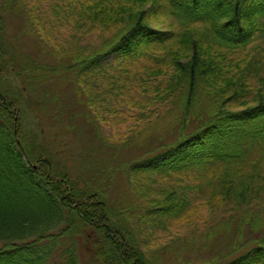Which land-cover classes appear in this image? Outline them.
Masks as SVG:
<instances>
[{
	"label": "trees",
	"instance_id": "1",
	"mask_svg": "<svg viewBox=\"0 0 264 264\" xmlns=\"http://www.w3.org/2000/svg\"><path fill=\"white\" fill-rule=\"evenodd\" d=\"M134 1L138 2L130 0L127 9L118 7L107 15L114 19H106V3L90 17L81 9L75 26L77 40L63 51L71 56L64 72L75 75L91 116L84 115L89 122L80 120L82 129L69 125L63 131L71 141L75 135L86 139L83 144L91 142L87 153L77 158L78 170L90 177L84 181L76 180L66 167L58 170L46 149L33 153L29 147L31 131L23 129L20 122L25 115L23 94L29 96L31 90L35 93V87L48 80V75L36 74L47 69L29 56L22 63L23 56L20 62L13 45L15 39L9 41L5 36L9 12L18 11L27 24H31L30 17L22 8L17 10V3L0 8V264H173L159 261L160 256L150 250L160 238L159 232L183 244L194 241L198 230H204L202 239L209 240L232 226L230 220L235 217L236 236L242 227L256 225L260 237L250 233L242 243H232L226 255H210L207 261L192 258L174 264H264V223L257 218V225L255 220V214L264 213V94L249 101L245 95L250 80L260 76L259 66L252 67L248 61L243 67L226 65L229 49L242 50L256 42L264 45V0H151L146 9L147 1ZM157 8L170 17L174 31L172 27L164 33L151 26L148 15ZM53 11L56 19L61 11ZM91 18L97 26L116 27L109 35L98 28L90 37L91 30L83 27ZM181 44V50L173 52L174 45ZM165 48L171 57L164 53ZM148 58L156 62L144 69L150 82L136 87L143 92L144 106L148 105L143 111L146 114L165 106V101L173 104L183 89L187 93L182 102L189 112L201 88L204 94L215 93L221 106L212 104L207 120L185 129L184 135L180 131L179 140L164 143L161 138L140 160L134 157L120 163L118 168L128 176L129 190L136 196L128 209L140 211L128 219L124 211L116 209V202L111 204L107 199L108 193L103 190L106 186H99L100 181L112 177L104 173L105 166L114 165L119 158L112 157L108 139L99 135L96 124L117 132L115 126H120L109 124L110 116L118 122L122 117L119 98L125 86L120 74ZM163 59L171 62L167 69L163 68L168 64ZM170 70L173 73L169 80L161 79ZM9 75H14L23 87L9 85ZM258 82L264 88V75ZM45 96L33 98V104L43 113L48 112L54 123L62 125L68 116L77 118L73 112L66 113L72 110L67 99L60 102L57 96ZM132 99L127 102L132 103ZM229 104L235 107H227ZM135 112L126 129L130 137H137L140 112ZM52 134L55 138L61 135L57 130ZM121 145L129 147L127 141ZM106 153L108 159L104 158ZM24 157L30 164L36 163V170ZM194 179L198 184L193 183ZM195 194L209 203V229H201L200 221L195 223L196 215L191 214L197 210L191 204ZM220 205L222 210L216 213ZM114 210L119 213L115 215ZM176 221L179 224H173ZM172 226L183 233H170ZM143 231L146 235L140 238ZM164 245L168 247L171 242ZM201 248L205 249L204 245Z\"/></svg>",
	"mask_w": 264,
	"mask_h": 264
},
{
	"label": "rangeland",
	"instance_id": "2",
	"mask_svg": "<svg viewBox=\"0 0 264 264\" xmlns=\"http://www.w3.org/2000/svg\"><path fill=\"white\" fill-rule=\"evenodd\" d=\"M128 1L130 0H0L1 9L2 7L5 9V5L6 7H13L15 6V3H17V10L18 8H22L24 13L31 19V24H27L21 17L23 15L19 14L18 11L13 13L9 12L5 17L6 39L9 41H13V39H15L16 42L14 44L12 42V44L16 48V51L20 54V62L22 61L23 56L22 63L25 61L26 57L29 56L33 61L36 60L34 62L42 64V66H45L47 69V72H36V74H46L48 75V80L39 85V87L36 86L35 93L31 90V93L29 92V96H25L23 94L22 104L25 115L23 118L20 117V122L22 123L23 121V129L26 128L28 132L31 131L27 140L29 142V147L31 150H33V153L40 152V150L41 152H45L46 149L49 152L52 161H54L56 168L58 170H63L64 167H66L68 172H70L78 181H84L85 179L90 178L86 177L84 173L78 170L79 166L77 163V158L78 154L84 155L85 152L87 153L92 145L91 142L89 144H83L86 139L82 140L81 136L76 138L74 135L71 141L68 133H63V131L69 125H73L78 129H82L83 123L80 122V120L89 122L84 115L87 114V116H91L89 115V109L86 107V97L83 94L81 87L78 86L75 75L72 72H64V69L70 62L69 59L71 56L69 54H64L63 51L70 44H74L77 40L76 37H78L79 34L76 31L75 26L78 20L77 14H80L81 9L85 13L86 17H90L93 16L96 10H99L101 6L106 3L105 6L108 8L105 10L107 11L105 17L106 19H110L112 16L108 18L107 15L110 13L112 15L113 12L117 11L118 7L127 9L126 2ZM150 1L151 0H144V2H146V5L144 6L145 9L150 5ZM133 2L138 1L133 0ZM136 7H139V5L137 4ZM53 10L61 11V13L55 17L56 19H54V16L56 15L54 14ZM149 14V23L153 28L164 33H167L172 29L173 23L171 22L170 17L166 18L158 8L151 10ZM112 19L114 18L112 17ZM106 27H100V25L97 26L96 21L91 18L86 22L83 28L91 30L88 33V35L91 37L98 28L100 31L103 30L109 35L111 31H114L116 25H109ZM258 45V42H256L242 50L240 48H235L226 51V54L228 55L226 59L227 67L233 65H240L243 67L247 61V64L251 63L252 67H254L256 64L259 66L260 76L256 79L250 80L249 91L245 94L246 100L248 101L252 98L255 100L258 99L259 97L257 95L259 93L264 94V88L261 86L262 82H258V79H260L261 75H264V45ZM181 46L182 44L180 46L174 45L173 52L181 50ZM163 51L164 53H170V51L166 48L163 49ZM170 55L171 53L168 54L169 57H171ZM163 61L168 63L164 64L165 66L163 67L167 69V65H170L171 62H169L167 59H163ZM185 62L187 61H183V63ZM154 64H156L155 58H151L149 60L140 59L131 69L128 67V73L120 74L121 79L123 78V83L125 86L123 91L124 94L119 98L121 103V108L119 110L122 111V117L118 122L114 120V117L110 116V121L112 124L109 125L113 126V124H117L121 128L115 126L117 132H114L102 124H96V129L98 130L99 135H101L102 138L106 140L108 139L107 148L111 152L112 157L119 158L117 163L114 165L109 164V168L107 165L105 166L106 169L104 170V173L112 177L109 178V180L100 181L99 186H106V188H103V190L108 193L107 199L111 202V204H115L116 202V205H119L118 208L124 207L116 209L124 211L125 216L128 219L132 217V214H140V211H131L128 209L131 202L136 200V196L132 193V191L129 190L130 187L127 181L128 176L124 174V170L118 168L120 163L130 159L132 160L134 157H136L134 158L136 161L140 160L144 153L147 152L146 150L153 149V145L158 143V140L161 138L163 139L164 143H173L175 140H179L180 131L182 132V135H184L186 132L184 131L185 129H192L198 126V122L207 120L206 116L212 114L210 112L212 104L216 105V108L221 106L215 93L204 94L202 92L203 89L201 88L199 91L201 92L199 99L198 101L195 100L194 103L196 104L194 106L192 104L193 107L191 112H189L190 110L188 111L182 102V99H185L187 93V90L183 89L180 91L181 94L177 93L179 99L176 98V101H174L173 104L169 105L172 102L165 101V106L160 107L158 110L152 113L146 114V111H143L144 109L148 108V105L144 106L146 105V101H144L145 99L141 97L143 92H140L138 89H136V87L141 83L147 85L150 82V80H148V76H145L147 71H144V69ZM16 72H20V69H18ZM171 73H173L171 70L168 73L164 72L161 79L166 81L169 80ZM21 75H23L22 70ZM23 79L21 78V80ZM8 84H12L11 86L15 88L23 87L22 83L20 84L19 80L17 81L15 79L14 75H9ZM162 89L165 88L162 87ZM40 94H45L46 99L57 96L60 102H63L67 99L71 103L70 109L72 110H69L66 113L70 115V113L73 112L74 114L78 115L77 118L73 119L68 116L66 119L62 120V125L54 123L51 119V116L48 115V112L43 113L37 106L33 104V98L39 97ZM129 98H135V100H130L132 103L127 102ZM72 100L78 103L80 101L81 104L79 103L80 105L72 106ZM117 101L119 102L118 99ZM227 107L234 108L235 106L229 104ZM141 108H143V110H141ZM182 109H186L187 112L183 113ZM137 110L140 112L139 115L137 112V117L139 118L136 128L137 137H130L126 130L132 121L129 119V117L131 114L133 115L136 113L135 111ZM17 121L18 119L15 118L16 124H18ZM54 130H57L58 134L61 135L55 138V136L52 134ZM27 131L23 132L27 133ZM39 132L42 134H39ZM86 133L88 134L87 136H89L91 131ZM21 135L23 137L22 133ZM88 141H90V139H88ZM126 141L129 147L121 145ZM130 143L133 144L131 146L134 148V150L130 149ZM109 145L113 148L111 149ZM79 149L81 150L79 151ZM116 153L118 155H116ZM108 157L109 153H106L104 158L108 159ZM28 165L35 166L36 163H29ZM97 172L99 171L97 170L96 173ZM101 178L102 176H100L99 179ZM104 178L107 177H103V179ZM94 180L95 183H98L97 179ZM198 182V180H193L194 184H198ZM200 199L201 197L195 194L191 204L193 207L196 206L197 210L191 214L194 216L196 215L194 217V219H196L195 223L200 221L201 229H209L210 227L207 224V216L209 214V209L207 206H209V203L205 204ZM220 207V209L218 208L219 210L216 209V213H220L222 210V205H220ZM113 213L116 215L119 212L114 210ZM257 214H255L257 225L258 221L260 224H263L264 213ZM218 219H221L219 215L217 217V221H219ZM235 220L236 217L235 219L230 220L232 222V226L223 228L224 230H221L215 237H212L209 240L202 239L205 238V236H201L203 235L204 230L202 232L198 230L194 241H185L183 244L177 241L175 238L170 239V237H167L166 234L159 232L160 234H158V237L160 238H158L157 241H154V243L150 246V250L154 251L157 256H160L159 261L161 262H166L165 260H169L170 262L167 263L174 264L176 262L179 263L184 261L185 259L192 260V258L199 262H203L207 261V258L210 255H226L229 252L232 243H242L243 240L248 239L250 233H252V235L257 238L260 237V232L258 230L256 231L255 229L258 227L256 225H253V228L249 227V229L248 226L242 227L241 234L236 236L234 228ZM176 223H178V221L174 222L173 224ZM202 224L204 226H202ZM129 225L131 226V224ZM259 227L263 228L262 226ZM175 229L176 228L172 226L170 233L176 235L183 233H177L178 230ZM262 234L263 232L261 235ZM139 235L140 238H142L146 235V232L143 231ZM167 241L171 242V245L168 247L164 245ZM201 244L204 245L205 249L201 248ZM199 249H201V252L198 251ZM191 253L193 255L198 254V256L195 258ZM190 254L192 256H188Z\"/></svg>",
	"mask_w": 264,
	"mask_h": 264
}]
</instances>
